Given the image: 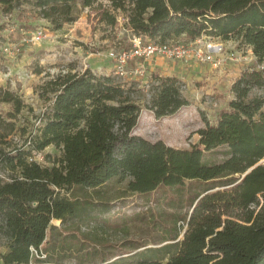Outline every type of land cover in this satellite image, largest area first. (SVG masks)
Wrapping results in <instances>:
<instances>
[{"label": "trees", "instance_id": "16d2710c", "mask_svg": "<svg viewBox=\"0 0 264 264\" xmlns=\"http://www.w3.org/2000/svg\"><path fill=\"white\" fill-rule=\"evenodd\" d=\"M30 1L57 31L77 20L73 14L78 2L82 8L96 2ZM16 2L0 0V6L11 11ZM111 2L128 13L133 35L161 44L181 36L235 39L252 50L258 64L264 62V0ZM106 19L115 25V17ZM47 78L36 92L48 106L34 129L18 119L31 107L0 88V102L13 107L6 118L0 116V167L12 174L0 178V231L8 240L1 255L4 264H31L32 248L38 253L36 264H62L60 255L66 254L78 264H264V164L242 179L264 159V98L252 96L253 90L264 88V68L241 72L233 83L231 110L207 123L199 131L200 142L189 150L133 134L143 109L136 100L140 91L121 77L86 69ZM154 83L146 108L157 118L189 106L178 78L157 76ZM52 146L61 155L47 154L50 166L29 161ZM219 150L224 160L208 164L206 155ZM112 180L127 181L126 191L132 194L202 188L184 219L183 240L176 229L174 242L110 263L103 250L75 251L69 239L78 237L63 236L52 222L60 221L63 228L97 223L98 215L109 210L89 191Z\"/></svg>", "mask_w": 264, "mask_h": 264}, {"label": "rangeland", "instance_id": "374dc122", "mask_svg": "<svg viewBox=\"0 0 264 264\" xmlns=\"http://www.w3.org/2000/svg\"><path fill=\"white\" fill-rule=\"evenodd\" d=\"M127 15L125 11L114 9L111 0H96L87 8H82L78 2L73 14L77 20L57 31L30 0H17L11 11L0 6V48L1 51L4 47L9 49V53L2 54L0 59V88L16 93L32 109H25L18 116L20 125L27 124L30 129L40 126V117L48 104L36 90L48 79V75L54 77L90 69L97 75L118 76L116 60L111 53L117 54L132 48L133 34ZM107 16L115 17L114 26L110 25ZM37 36L41 37V41L36 44L33 38ZM201 38L214 46L223 47L222 57L227 59L219 68L193 61L155 57L149 61L141 59L129 62L127 74L119 76L140 91L136 100L143 109L134 135L151 142L162 141L176 149H191L200 142L199 131L207 123H215L221 111L231 110L230 103L235 99L233 83L241 72L248 68H264V62L258 64L252 50L240 45L235 39L223 40L207 35ZM191 40L186 36L176 38L171 43ZM232 60L236 61V66L231 69ZM138 68L144 72L137 74ZM157 76L178 78L189 106L164 118H157L147 109L146 104L151 101ZM252 96L264 98V88L253 90ZM12 110V105L0 102V116L6 118ZM15 140L18 141V138ZM221 151L207 154L206 162H222L224 157L218 154ZM47 154L56 157L61 155L53 146L33 155L42 166H50L45 159ZM11 175V172L0 167V178L9 179ZM126 183L112 180L96 192L89 191L95 202L100 201L98 205L106 203L109 210L105 214H97V223H77L63 228L60 221L52 222L60 228L63 236L78 237L79 240L69 239L75 251L78 248L103 250V254L109 256L107 260L110 263L138 251L174 242L171 239L176 229L180 232L178 240H183L187 230L184 219H188L192 213L193 198L202 188H162L149 194H132L126 191ZM260 202H263L261 196ZM7 244L6 236L0 231V264H4L1 255L7 252ZM33 252L31 264H36L38 253ZM61 256L64 257L62 264H78L74 256Z\"/></svg>", "mask_w": 264, "mask_h": 264}, {"label": "built area", "instance_id": "2783aa9c", "mask_svg": "<svg viewBox=\"0 0 264 264\" xmlns=\"http://www.w3.org/2000/svg\"><path fill=\"white\" fill-rule=\"evenodd\" d=\"M202 37V36H201ZM195 38L189 42L182 43L176 42L161 44L150 40H146L141 36L133 35L131 43L132 48L128 51H122L120 53H111L116 60V74L118 76H124L127 74L126 68L131 61L144 60L149 61L155 57H161L163 59H171L177 61H193L200 64H208L213 68H219L227 58H223V47H217L206 41L204 38ZM41 37L37 36L33 38V43H39ZM1 51V48H0ZM2 54L9 53L8 47H4L1 51ZM233 59L232 57H229ZM144 71H140L138 68L136 73L139 74ZM29 161L38 162L37 158H30ZM32 251L35 249L32 248Z\"/></svg>", "mask_w": 264, "mask_h": 264}, {"label": "water", "instance_id": "95a60500", "mask_svg": "<svg viewBox=\"0 0 264 264\" xmlns=\"http://www.w3.org/2000/svg\"><path fill=\"white\" fill-rule=\"evenodd\" d=\"M264 164V159H262L259 163H257L254 167H252L251 169H249L244 175H243V178L249 174L252 170H254L256 167L260 166V165H263ZM242 178V179H243ZM195 207V206H194Z\"/></svg>", "mask_w": 264, "mask_h": 264}, {"label": "crops", "instance_id": "0c3cea01", "mask_svg": "<svg viewBox=\"0 0 264 264\" xmlns=\"http://www.w3.org/2000/svg\"><path fill=\"white\" fill-rule=\"evenodd\" d=\"M179 38H186V36H181ZM234 62H236V61L232 60V62H230V66H231L230 68L231 69H232L233 66H236V64H234Z\"/></svg>", "mask_w": 264, "mask_h": 264}]
</instances>
